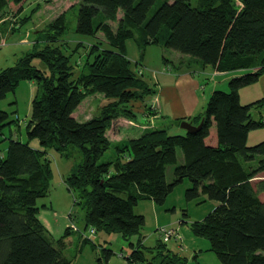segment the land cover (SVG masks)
Masks as SVG:
<instances>
[{
    "label": "trees",
    "instance_id": "trees-1",
    "mask_svg": "<svg viewBox=\"0 0 264 264\" xmlns=\"http://www.w3.org/2000/svg\"><path fill=\"white\" fill-rule=\"evenodd\" d=\"M25 2L0 0L14 16L24 11ZM109 20L117 21L116 32ZM53 29L56 34L46 44L0 70V102L22 80L38 84L26 124L28 140L4 138L8 144L5 154H0V264H70L64 248L79 228L68 225L55 239L40 218L37 203L49 190L52 167L43 161L49 148L64 151L69 145L83 154L67 184L75 195L78 192L75 203L83 202L84 228L119 232L129 239L141 233L146 221L134 210L138 201L163 204L189 178L187 199L204 195L216 203L203 219L191 223L192 232L210 241V249L223 264H264V199L259 195L264 179L254 183L264 172V140L247 143L249 131L264 126V111L258 119L251 111L264 107V97L240 101V89L257 82L264 72V0H196V4L192 0H81L76 33L95 36L102 31L111 48L97 51L94 47L92 61L86 60V69L77 77L75 66L57 43L67 30V10L54 19ZM129 38L143 51L150 44L161 45L217 72H245L229 79V90H213L206 108L189 118L194 124L203 120L198 129L174 134L145 127L136 136L112 142L107 132L113 121L137 116L121 104L146 87L130 66L125 46ZM93 93L118 102L81 121L76 111ZM9 116L0 105L1 134L11 122ZM31 139H38L39 146L32 145ZM113 143L116 152L102 160ZM179 149L183 162L168 180L167 165L177 163ZM77 232L84 242H91ZM140 240L138 245L131 243L134 251L127 256L134 264L144 260ZM157 248L162 256L159 262L144 264L186 263L184 256L166 250L162 240Z\"/></svg>",
    "mask_w": 264,
    "mask_h": 264
},
{
    "label": "rangeland",
    "instance_id": "rangeland-1",
    "mask_svg": "<svg viewBox=\"0 0 264 264\" xmlns=\"http://www.w3.org/2000/svg\"><path fill=\"white\" fill-rule=\"evenodd\" d=\"M80 1L26 0L24 11L18 16L12 15L6 7L0 4V70L15 64L17 58L28 50L46 44V41L56 34L53 29L54 19L65 10H67V30L58 39L57 43L64 49L66 55L70 58V62L75 66V77L86 69L84 64L87 59L89 62L92 61L95 52L92 53L91 51L94 47L98 49L97 51L102 48H111L106 35L102 31H99L95 36L83 35L85 38H80L76 33L75 25ZM192 3L196 4V0H192ZM155 8L156 5L151 10ZM121 16L122 12L119 11L117 18L119 19ZM109 22L116 32L117 21L109 20ZM49 36L50 38H48ZM125 46H127L126 41ZM146 48L144 51L139 48L140 53L136 58L131 57L130 51H128L129 55L127 54V57L130 66L136 75L145 82L146 87L140 89L139 96L132 98L127 103H122L121 107L134 109L137 116L133 122L139 124L142 128L160 127L161 98L153 85L156 83L157 71L145 61ZM153 49H158V46L149 48V53H152ZM161 49H164L166 58H171V55L178 53L163 46ZM180 59L182 60V58ZM180 59L177 60L178 65L181 64ZM184 59V63L181 65L187 64L186 66H189L186 60H189L192 66L196 62V59L190 56ZM162 62L164 68L160 71H168L167 61L162 60ZM35 64L42 66L39 59H35ZM211 68V66H206L207 73L201 76V93L203 95L199 96L200 109L206 106L207 97L215 87L229 90V79L232 75H216V73H212ZM159 84L162 85L163 80H160ZM37 89L38 84L36 81L22 80L14 91L9 92L1 100L0 105L9 112L11 122L3 128L2 134L0 133V154H5L8 144V139H4L6 137H18L20 140H28L26 124L31 115L32 100ZM151 89L154 91L152 92ZM135 90L137 91V89ZM252 94L241 95V103L245 104L254 100L250 99ZM115 102H118L117 98H106L99 93L88 95L78 108V119L81 121L87 120L98 114L103 107ZM260 110L257 108L251 110L254 118L258 119L260 117ZM123 118L119 117L113 121V125L107 132L110 139L123 136L124 127L121 130L120 126L126 123L130 124ZM167 127L169 133L185 132L177 121ZM262 140H264V126L249 131L248 145H254ZM31 143L39 146L38 139H31ZM115 152L116 145L113 143L101 159H108ZM82 160V151L75 145H69L64 151L49 148V153L43 160L45 163H51L52 167V173L49 176V190L45 196L40 197L37 201L40 207L41 219L46 221L48 229L55 239L64 234L68 225H75L79 228L77 231H80L83 237H88L91 240V242H84L77 231L73 233L72 239L67 242V246L64 248V254L71 260L70 264H134L127 260V256L134 251V246L131 243L138 245L140 239L143 244L141 243L139 249L144 255L142 264L150 260L156 263L162 258L158 254V240L163 241L166 250L184 256L186 258L185 264H223L218 255L210 249V241L206 237L195 235L191 230V223L203 219L216 203L204 195L187 199L186 189L192 186L189 178H185L180 182L169 193L163 204H157L150 199H140L138 201L134 206V210L138 214H143L146 221L141 233L134 234L129 239L124 238L119 232L105 230L93 232L91 228H84L83 218L86 210L83 202L75 203L78 192L76 191L75 195V192L67 184V177L76 170ZM182 162L183 154L179 149L177 163L167 165L166 175L168 180H172L175 166ZM260 179H264V172L259 174L254 183ZM260 193L261 197L264 198V191ZM81 201H83L82 198ZM162 227L175 229V232L169 239L163 240L160 232ZM107 250H111L113 253L107 256ZM121 253L124 256H121Z\"/></svg>",
    "mask_w": 264,
    "mask_h": 264
},
{
    "label": "crops",
    "instance_id": "crops-1",
    "mask_svg": "<svg viewBox=\"0 0 264 264\" xmlns=\"http://www.w3.org/2000/svg\"><path fill=\"white\" fill-rule=\"evenodd\" d=\"M78 36H80V38L81 37L85 38V36L80 35V34H78ZM126 45H127L126 46L127 54L129 55L128 51H130L131 57L133 58L138 57L140 52H139V47L137 43L135 42V40H133L132 38L127 39ZM157 46H158V49H153L154 51L152 53H149L148 51L149 48L157 47ZM157 46L154 44L147 46L145 61L157 71L156 80H155L156 83H154L153 85H154L155 91L160 94L161 105H162L161 116L159 117L160 118L159 128H165L168 130L167 126L171 124H175L176 121L178 123V119H181V118L189 119L190 117H194L195 115L200 114L206 108V106L201 109L199 108V104H200L199 96L203 95L201 93L202 92L201 91V86H202L201 76L207 73V69H206V66H203L201 63H199L200 61H198L197 59L195 60L196 62L194 63V66H192L189 60H186L189 63V66H186L187 64L181 65L184 63V60H185L184 58H187L188 56L183 55L181 53H176V55L174 54L171 55L170 56L171 58H166L164 49H161L162 46L160 47L159 45ZM180 58H182V60ZM179 59H180L179 62H181V64L178 65L177 60ZM162 60L167 61L166 67L168 68V71L166 72L160 71L161 69L164 68L163 67L164 63L162 62ZM211 71L212 73H216V75L222 74L224 76H227L229 74L232 76H235V75H240L245 72V70H235V71L218 73L213 68H211ZM160 80H163L162 85L159 84ZM215 89H218V88L215 87L213 90ZM243 94H252L250 99H254V100H251V102L264 97V72L260 75L257 82L240 89V99H241V95L243 96ZM209 97L210 95L207 97L208 100H209ZM208 100H207V103H208ZM261 110H264V107L261 108ZM77 111H76V116L79 117ZM123 120L130 122V124L126 123L120 126L121 130H123L122 127H124V131L126 132V134L124 132L123 136L119 138L117 137L111 138L112 142H118L130 136H136L138 135V133L141 132V129H143L139 124L133 122L134 118L128 119L124 117ZM32 145L36 146L35 144H32ZM259 195L261 197V193ZM261 198L264 199L263 197ZM42 221L47 226L46 221L44 219ZM47 228L49 227L47 226Z\"/></svg>",
    "mask_w": 264,
    "mask_h": 264
},
{
    "label": "water",
    "instance_id": "water-1",
    "mask_svg": "<svg viewBox=\"0 0 264 264\" xmlns=\"http://www.w3.org/2000/svg\"><path fill=\"white\" fill-rule=\"evenodd\" d=\"M202 122H203V120L201 119L200 123L194 124L192 122V120L183 119L180 122V125L186 131H194V130L198 129L201 126Z\"/></svg>",
    "mask_w": 264,
    "mask_h": 264
},
{
    "label": "built area",
    "instance_id": "built-area-1",
    "mask_svg": "<svg viewBox=\"0 0 264 264\" xmlns=\"http://www.w3.org/2000/svg\"><path fill=\"white\" fill-rule=\"evenodd\" d=\"M74 229H78L75 225H73ZM79 230V229H78ZM93 231V229H92ZM160 232L162 233V239L165 240V239H169V237L174 234L175 232V229H166L165 227H162L160 229ZM121 256H124L122 253L120 254Z\"/></svg>",
    "mask_w": 264,
    "mask_h": 264
}]
</instances>
